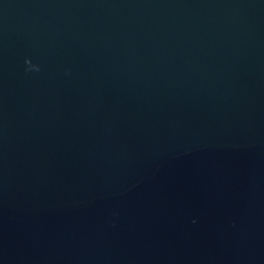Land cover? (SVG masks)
Here are the masks:
<instances>
[{"label":"water","instance_id":"water-1","mask_svg":"<svg viewBox=\"0 0 264 264\" xmlns=\"http://www.w3.org/2000/svg\"><path fill=\"white\" fill-rule=\"evenodd\" d=\"M0 264H264V0H0Z\"/></svg>","mask_w":264,"mask_h":264}]
</instances>
